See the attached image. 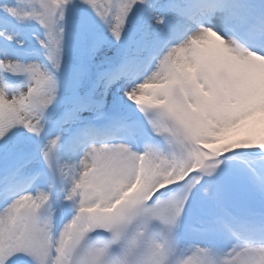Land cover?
<instances>
[{"label": "snow or ice", "instance_id": "6c2138e0", "mask_svg": "<svg viewBox=\"0 0 264 264\" xmlns=\"http://www.w3.org/2000/svg\"><path fill=\"white\" fill-rule=\"evenodd\" d=\"M0 264H264V0H0Z\"/></svg>", "mask_w": 264, "mask_h": 264}]
</instances>
